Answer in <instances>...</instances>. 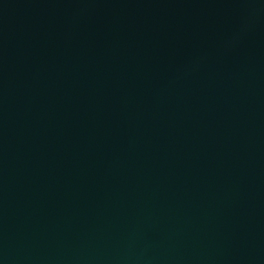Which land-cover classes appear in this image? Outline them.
<instances>
[{
  "label": "water",
  "instance_id": "1",
  "mask_svg": "<svg viewBox=\"0 0 264 264\" xmlns=\"http://www.w3.org/2000/svg\"><path fill=\"white\" fill-rule=\"evenodd\" d=\"M0 264H264V0H0Z\"/></svg>",
  "mask_w": 264,
  "mask_h": 264
}]
</instances>
